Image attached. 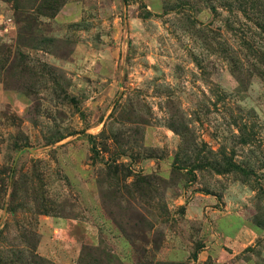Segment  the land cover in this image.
Returning a JSON list of instances; mask_svg holds the SVG:
<instances>
[{
	"label": "rangeland",
	"instance_id": "rangeland-1",
	"mask_svg": "<svg viewBox=\"0 0 264 264\" xmlns=\"http://www.w3.org/2000/svg\"><path fill=\"white\" fill-rule=\"evenodd\" d=\"M27 252L264 264V0H0V258Z\"/></svg>",
	"mask_w": 264,
	"mask_h": 264
},
{
	"label": "trees",
	"instance_id": "trees-1",
	"mask_svg": "<svg viewBox=\"0 0 264 264\" xmlns=\"http://www.w3.org/2000/svg\"><path fill=\"white\" fill-rule=\"evenodd\" d=\"M55 8H56V5H55ZM25 243H26L27 247H32V244H29V242L25 241ZM85 249H93L94 250V247L90 248V247L85 246V247H83L82 251ZM95 250H97V249L95 248ZM0 264H52V263H50L46 259H43L40 256L34 255V253L30 254V252L29 253L27 252L25 256H23V257L17 256L16 258L7 257V256L5 257L2 255L0 258Z\"/></svg>",
	"mask_w": 264,
	"mask_h": 264
}]
</instances>
